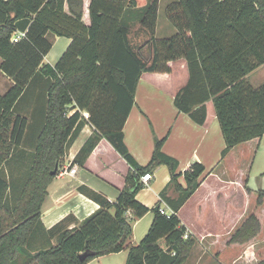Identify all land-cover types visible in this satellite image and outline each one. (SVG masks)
Returning a JSON list of instances; mask_svg holds the SVG:
<instances>
[{
	"label": "trees",
	"instance_id": "16d2710c",
	"mask_svg": "<svg viewBox=\"0 0 264 264\" xmlns=\"http://www.w3.org/2000/svg\"><path fill=\"white\" fill-rule=\"evenodd\" d=\"M137 3L87 0L85 15L84 0H0V71L13 81L0 94V166L23 144L26 124L37 126L27 177L13 203L8 201L11 185L0 175V264H86L123 249L128 250L125 264L185 262L194 238L185 237L187 229L178 213L200 186L205 167L193 159L176 172L175 159L162 150L166 136L154 139L146 164L137 163L130 154L123 125L143 72L168 73L170 61L187 62L188 81L174 96V105L203 124L206 102H212L224 139L219 161L229 167L237 154H249L250 145L255 151L264 135V83L254 87L246 79L264 63V0H176L167 4L165 14L177 31L162 38L155 37L158 0H148L132 10L150 36L145 43L147 56L141 48L134 50L127 37L125 15ZM15 31H25V37L13 43ZM50 33L71 38L54 66L43 63L52 45ZM38 80L40 89L46 88L45 98L42 90L31 111L24 113L25 103L20 101ZM84 125L92 133L70 166L83 167L97 142L105 138L130 165L125 183L113 202L99 191L79 186L99 208L77 227H65V218L46 229L40 207L47 186ZM160 164L170 167V179L159 193L171 209L169 214L160 203L148 207L135 197L143 187L141 176ZM55 166L57 172L51 174ZM245 193L254 194L246 180L242 188L231 189L235 208L242 207ZM214 199L217 214L223 217L228 197L217 191ZM263 203L264 191L259 190L254 209L222 239L221 247L249 243L261 233L263 217L258 209ZM127 211L135 217L153 214L137 243L129 242L132 226ZM85 251L93 253L80 259ZM253 264H264V252Z\"/></svg>",
	"mask_w": 264,
	"mask_h": 264
},
{
	"label": "crops",
	"instance_id": "0c3cea01",
	"mask_svg": "<svg viewBox=\"0 0 264 264\" xmlns=\"http://www.w3.org/2000/svg\"><path fill=\"white\" fill-rule=\"evenodd\" d=\"M169 1L172 0H158V7L161 3L166 4ZM147 2L148 0H138L135 7H128L125 15L129 24L128 41L134 50H137L142 43L149 39V33L139 23L137 19L138 12H132V10L142 8ZM86 3L87 0H84L83 9L86 7ZM84 14L86 15V9H84ZM133 28L135 32H132ZM49 36L52 45L44 56L43 63L54 66L69 46L71 38L52 33ZM143 39L145 41L141 42ZM1 61L2 59L0 58V63ZM173 62H169L171 71L168 73L143 72L141 74L135 92L134 103L123 125L124 142L135 161L139 164H146L152 154L154 139L166 136L162 144V150L175 159L177 163L176 172H182L193 159L201 161L205 167L200 186L178 213L181 223L186 226L188 234H190L189 236L194 238V244L189 251V255L182 264H214V260L219 264H253L264 252V203L258 209V212L263 217V230L261 233L249 243L221 247L222 239L231 233L254 209L255 200H253L254 194L245 193L244 200L247 203L245 210V202L243 201V205L240 208H232L231 210L229 206V219L219 217L217 214L214 199L217 191L226 193L227 186L230 183H232L231 186L242 188L245 180L248 181L244 178L245 172L247 175L248 168L245 169L243 163L239 161L244 157L240 154H237L235 163L231 167L226 163L222 165L221 161H219L224 147V139L212 102L210 100L206 102L205 122L198 124L193 121L188 113L178 111L174 105V96L176 92L183 88L182 86L175 87L174 91L168 90L167 99H163L162 102H160V99L154 101L156 99L154 96L158 94L151 90L141 94V97L138 95L142 81L145 82V86L151 87L147 81H152L169 88L172 84ZM261 69H264V63L248 73L246 79ZM3 76L5 74L0 71L2 81ZM6 77V81L1 82L0 80V94H3L13 85L12 79L8 76ZM40 88V80L36 84L29 86L28 96L30 94L31 96H29L30 99L28 98V112L31 111L38 94L42 90L45 98L46 88ZM148 100H150V104H148ZM23 108L25 109V105ZM91 133L92 128L89 125H84L77 138L71 144L68 156L65 158L60 172L47 186V194L40 207V221L46 229L65 220V218H68L65 221V227L69 229L77 227L81 221L99 208V204L96 201L78 190L79 186L85 185L99 191L109 201L113 202L125 183V176L130 165L105 138H101L97 142L86 158L83 167H79L77 163H74L73 165H77V171L74 174L63 172V170L68 169L75 154ZM253 148L254 145L249 146L248 157L244 159L249 165ZM258 149H264V135L260 138L255 151ZM216 168L218 170H215ZM169 179L170 167L166 164L158 165L151 172V178L147 183H143V187L136 193V199L148 207L160 203L163 212L166 214L171 213V209L161 200L159 195ZM179 182L184 183L182 175L179 177ZM189 204H191L189 215L183 216V209ZM110 211L113 212V209ZM248 211L250 212L247 213ZM209 212L212 214L210 215ZM150 213L152 212L149 211L142 217H135L131 211L126 212L132 226L129 242L137 243L138 236L146 233L152 222L153 214H151L152 216L147 225L143 224L142 230L138 231L136 236L134 235L136 228L143 223L142 221ZM40 238L44 241L43 236ZM161 241L160 244L164 247V242L163 240ZM51 242L55 243V239H51ZM127 253L128 250L123 249L116 253L100 255L86 264L93 260L103 264L102 262L108 257H112V255H121V258H125L122 259L124 260L123 264H125ZM106 264L112 263L109 261Z\"/></svg>",
	"mask_w": 264,
	"mask_h": 264
},
{
	"label": "rangeland",
	"instance_id": "374dc122",
	"mask_svg": "<svg viewBox=\"0 0 264 264\" xmlns=\"http://www.w3.org/2000/svg\"><path fill=\"white\" fill-rule=\"evenodd\" d=\"M174 1H176V0L169 1L166 4L161 3L160 6L158 7L157 28H156V33H155V37H157V38L171 36V35L175 34L177 31L176 28L166 18V14H165L167 4L174 2ZM133 30H135L134 28L132 29V32H135ZM142 41L144 42L145 40L143 39V40H141V42ZM145 43H146V41L141 44L139 49L141 48L142 49L141 52L145 56H147V51H145L147 49V45ZM172 68H173V70H172L173 72L171 75L172 76V84L169 86V88L164 87L161 84L154 83L152 81L151 82L147 81L148 83H150L151 87L145 86L144 85L145 82L142 81L141 85L139 87V91H138L139 97H141V94H144L145 92H148L151 90L152 92H155L158 94L157 96H154V97H156V99L154 101H157V99L158 100L160 99V102H162L163 99H165V98L167 99L166 94H167L168 90L174 91L175 87H178V86L184 87L186 85V83H187L186 81H188V77H189V70H188L187 62L183 59L175 60L173 62ZM0 80H1V78H0ZM6 80H7V77L5 75V76H3V81H6ZM247 80L254 87L261 85L262 83H264V69H261L260 71L250 75V77H248ZM3 81L1 80V82H3ZM27 96H25L20 101L22 103L26 102L24 104L25 105L24 113L27 110L29 99H30L29 96H31V94L28 97ZM148 101H149L148 104H150V100H148ZM18 107H19V105H18ZM24 115L27 118L30 117V115L27 113ZM36 128H37V126H35L34 123H27L26 124L25 132H24V138H23V144L18 149L14 150L12 157L10 159H8L7 161H5V163H3L0 166V175L5 177L11 185L10 191L8 192V201L10 203L14 202V198L18 196L19 191L21 190V187L26 180L27 173H28V170H29V167L31 164L32 155H33V149H34L33 139L35 138V134L37 132ZM35 140H36V138H35ZM68 151H69V148L67 147L65 155L63 157V162H64L65 158L68 156ZM246 157H248V156L242 157V159H240L239 161L243 163L245 169L248 168L247 175L245 172L244 178L248 180V181H246L247 186H249L253 190V193H254L253 200H255L258 191L264 190V149H258L257 151H253L251 153L250 165L247 164V161L244 160V159H246ZM221 164L223 165L224 161H221ZM245 165H247V166H245ZM215 170H218V168H216ZM231 184L232 183H230L227 186V192L224 193L228 197V200L226 202V210H225V215L223 217H226L227 219H229L228 218L229 206H230L231 210H232V208H235L233 205L232 199L229 198L230 191L232 188H234V186H231ZM244 202H245V200H244ZM190 205L191 204H189L188 206H186L183 209V216L187 215V214L189 215ZM244 207H245L244 208V210H245L247 208L246 202H245ZM209 211H210V209H209ZM250 211H248L247 213H249ZM151 214L152 213L148 214L146 219L144 221H142L143 223H141V225L136 228L135 233H134L135 236H136V233L138 231L142 230L141 227L143 226V224L147 225V222L149 221L150 217L152 216ZM209 214L211 215L212 213L209 212ZM209 221L213 222L212 220H209ZM142 235L140 234L138 236L137 242L140 240ZM122 259H125V258H121V255H112V257H108L102 263L106 264V262L110 261V263H112V264H123L124 260H122ZM215 261L216 260H214V264H219L217 261L216 262ZM88 264H100V263H98L96 260H93V261L89 262Z\"/></svg>",
	"mask_w": 264,
	"mask_h": 264
},
{
	"label": "built area",
	"instance_id": "2783aa9c",
	"mask_svg": "<svg viewBox=\"0 0 264 264\" xmlns=\"http://www.w3.org/2000/svg\"><path fill=\"white\" fill-rule=\"evenodd\" d=\"M25 37V31H15L11 36V42L15 43L19 41L21 38ZM77 171V165H69L68 169L63 170V172H67L70 174H74ZM151 178L150 173H145L141 176V181L145 184ZM188 235V231L185 233V237Z\"/></svg>",
	"mask_w": 264,
	"mask_h": 264
},
{
	"label": "water",
	"instance_id": "95a60500",
	"mask_svg": "<svg viewBox=\"0 0 264 264\" xmlns=\"http://www.w3.org/2000/svg\"><path fill=\"white\" fill-rule=\"evenodd\" d=\"M57 172V166L51 171V174H56ZM93 252L85 251L79 254L80 259H85L89 254H92Z\"/></svg>",
	"mask_w": 264,
	"mask_h": 264
}]
</instances>
